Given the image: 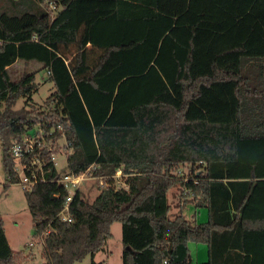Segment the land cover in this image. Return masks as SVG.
Wrapping results in <instances>:
<instances>
[{
	"label": "trees",
	"instance_id": "16d2710c",
	"mask_svg": "<svg viewBox=\"0 0 264 264\" xmlns=\"http://www.w3.org/2000/svg\"><path fill=\"white\" fill-rule=\"evenodd\" d=\"M18 61L39 65L15 81ZM41 71L55 91L37 106ZM35 127L71 143L62 171L109 183L93 201L77 191L71 222L60 218L68 190L53 165L25 191L44 264H106L96 256L116 223L122 264H192L190 244L207 246L200 264H264V0H0L8 184L19 183L12 146ZM191 203L207 222L186 218ZM31 256L11 247L0 216V264Z\"/></svg>",
	"mask_w": 264,
	"mask_h": 264
},
{
	"label": "rangeland",
	"instance_id": "374dc122",
	"mask_svg": "<svg viewBox=\"0 0 264 264\" xmlns=\"http://www.w3.org/2000/svg\"><path fill=\"white\" fill-rule=\"evenodd\" d=\"M61 9H57L56 13ZM38 63L18 61L13 67L10 68L12 78L17 81L25 73L33 72L38 67ZM36 83L38 91L33 94V103L37 106L42 105L55 91L53 83L49 80L48 74L45 71L36 74ZM27 99L21 97L14 106L15 110H21L27 106ZM39 127H35L30 131L34 133ZM3 154L0 141V216L3 219L4 228L7 239L14 250H24L27 254L32 252V256L25 264H44L42 258L43 241L35 236V228L32 214L28 208L27 200L25 197V190L19 183L8 184L6 175L2 164ZM67 163V158L63 155L59 157V165L63 166ZM177 174L183 177H188L190 168L181 166ZM116 183L119 186H126L124 176H117ZM99 181L91 180L84 184L82 190L85 197L93 201L99 194L100 190L97 188ZM182 193L181 187L177 186L168 192V203L171 207L170 216L175 218L179 215L180 195ZM195 204H188L183 212L186 218L192 220L196 212ZM199 222H207L208 211L207 209L200 210ZM113 238L108 243V252L101 251L96 256L97 262L106 261V264H122V225L116 223L113 226ZM34 243L32 247H24L29 243ZM194 247V246H192ZM76 264H92V257H86L82 262Z\"/></svg>",
	"mask_w": 264,
	"mask_h": 264
},
{
	"label": "built area",
	"instance_id": "2783aa9c",
	"mask_svg": "<svg viewBox=\"0 0 264 264\" xmlns=\"http://www.w3.org/2000/svg\"><path fill=\"white\" fill-rule=\"evenodd\" d=\"M57 7L54 3L49 4L50 10H55ZM57 149V151H56ZM13 158L17 161V172L19 176V184L22 185L25 191H31L35 185L42 182H48L44 176V168L48 165L60 171V176L55 179L59 185L68 190V197L63 211L60 213L62 221H72L70 216V204L78 190H82L85 183L91 180L99 181L100 187L109 186L108 178L93 177L88 172L83 174H75L71 171H62L67 168L68 157L72 152L71 143L67 141L63 133L61 139L56 140L53 137V131L46 134L42 128H38L34 133H27L23 141L16 142L12 146ZM63 155L67 158V163L63 166L59 165V157ZM24 160V161H23ZM123 176L119 170L115 176ZM32 247L34 243H29L24 247Z\"/></svg>",
	"mask_w": 264,
	"mask_h": 264
},
{
	"label": "crops",
	"instance_id": "0c3cea01",
	"mask_svg": "<svg viewBox=\"0 0 264 264\" xmlns=\"http://www.w3.org/2000/svg\"><path fill=\"white\" fill-rule=\"evenodd\" d=\"M204 209H206V208H204ZM200 210H202V209H197L193 215L192 220L196 224L204 223V222H199V219H198L199 216H201ZM192 246H194V247H192ZM189 248L191 251V263L192 264H200V263H204L208 260V251H207L206 245H204V244H190Z\"/></svg>",
	"mask_w": 264,
	"mask_h": 264
}]
</instances>
